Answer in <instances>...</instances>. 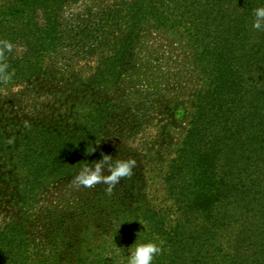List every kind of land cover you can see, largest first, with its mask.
<instances>
[{
  "label": "trees",
  "instance_id": "trees-1",
  "mask_svg": "<svg viewBox=\"0 0 264 264\" xmlns=\"http://www.w3.org/2000/svg\"><path fill=\"white\" fill-rule=\"evenodd\" d=\"M77 1L0 0V264H127L136 239L160 246L152 264H264V0H115L66 18ZM164 30L187 37L201 87L196 69L163 67L150 37ZM181 94L193 113L156 204L128 141ZM105 154L135 160L132 175L77 187Z\"/></svg>",
  "mask_w": 264,
  "mask_h": 264
},
{
  "label": "rangeland",
  "instance_id": "rangeland-1",
  "mask_svg": "<svg viewBox=\"0 0 264 264\" xmlns=\"http://www.w3.org/2000/svg\"><path fill=\"white\" fill-rule=\"evenodd\" d=\"M115 0H78L76 3L66 7L65 16L70 17V14H85L87 15L90 11L96 12L95 6L104 4L107 2H113ZM94 7V8H93ZM75 17V16H74ZM151 42L157 45V56L160 57L161 62L164 64L163 67L166 69L173 68L176 70L178 67L196 69L195 82L189 85V89L199 88L203 85L199 75V68L194 67V58L191 45L187 41V37L180 30H164L160 31L154 36L150 37ZM193 64V67H192ZM168 71L166 70V73ZM188 84V83H187ZM184 90V89H183ZM184 95L185 93L182 92ZM181 94V99L178 106L174 107L170 115H165L163 118L154 120L146 127V131H142L143 134L129 140V145L135 150V148L141 150L142 153L148 155L150 160V169L147 173L148 179L151 181L150 196L156 204H165L166 191L162 182V172L167 169L169 160L174 156V151L181 143L185 130L187 129L188 122L193 113V99L190 96ZM170 125L168 127H164ZM167 130V136L163 140H159L158 134L160 130L164 133V128ZM161 133V134H162ZM145 145L148 147H145ZM146 148L147 153H145ZM147 160V159H146ZM146 163V161H145ZM236 233V230H230ZM237 234V233H236ZM236 238L226 237L223 239L227 251L231 254L236 253ZM233 244L234 248L228 246ZM226 251V253H227Z\"/></svg>",
  "mask_w": 264,
  "mask_h": 264
},
{
  "label": "clouds",
  "instance_id": "clouds-1",
  "mask_svg": "<svg viewBox=\"0 0 264 264\" xmlns=\"http://www.w3.org/2000/svg\"><path fill=\"white\" fill-rule=\"evenodd\" d=\"M253 17L252 28L257 31H264V5L254 9ZM4 48L11 51L12 45L5 42ZM105 165H107L108 169L107 174L104 172ZM134 165L135 160L133 159H114L112 156L105 154L100 160L95 161L91 165L89 163L80 165L73 183L77 187L83 186L85 188H92L99 183H104L109 186L107 191L110 193L112 187L120 179L132 175ZM160 251L161 248L155 241L136 239L129 246L127 264H152L154 257Z\"/></svg>",
  "mask_w": 264,
  "mask_h": 264
}]
</instances>
